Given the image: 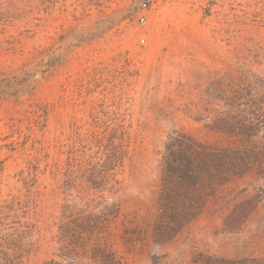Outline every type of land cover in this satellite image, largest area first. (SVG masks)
Here are the masks:
<instances>
[{
    "label": "rangeland",
    "instance_id": "1",
    "mask_svg": "<svg viewBox=\"0 0 264 264\" xmlns=\"http://www.w3.org/2000/svg\"><path fill=\"white\" fill-rule=\"evenodd\" d=\"M232 75L264 93V0H0V264H264V158L153 236L167 136L239 144L204 95ZM104 205L105 234L74 227Z\"/></svg>",
    "mask_w": 264,
    "mask_h": 264
},
{
    "label": "trees",
    "instance_id": "2",
    "mask_svg": "<svg viewBox=\"0 0 264 264\" xmlns=\"http://www.w3.org/2000/svg\"><path fill=\"white\" fill-rule=\"evenodd\" d=\"M236 76L210 81L204 95L207 114L212 117V130L237 140L239 144L207 145L180 132L167 136L160 160L154 239L162 241L175 234L199 214L218 189L247 173L264 158V147H255L252 142L254 139L264 141V93L256 92L257 85L253 82L244 78L239 81ZM259 87L262 88V83ZM215 102L217 108H209ZM125 136L126 132L122 131L120 144L113 146L120 154L117 155V150L109 151L105 153V160L95 163L100 177L86 176L85 169L80 168L83 179L91 188H101V183H107L114 176L111 170L124 161L127 153L124 150ZM109 206L104 205L98 214L82 212L74 227L83 233L87 227L85 230L95 229L99 232L96 234H105L110 217L117 210L115 205ZM81 231L71 229L68 232L75 238L83 234ZM101 258L108 264H116L112 253Z\"/></svg>",
    "mask_w": 264,
    "mask_h": 264
},
{
    "label": "built area",
    "instance_id": "3",
    "mask_svg": "<svg viewBox=\"0 0 264 264\" xmlns=\"http://www.w3.org/2000/svg\"><path fill=\"white\" fill-rule=\"evenodd\" d=\"M142 7L145 8V7H146V4L143 3V4H142ZM139 21H140L141 23L146 22V16H145V15H141L140 18H139Z\"/></svg>",
    "mask_w": 264,
    "mask_h": 264
}]
</instances>
